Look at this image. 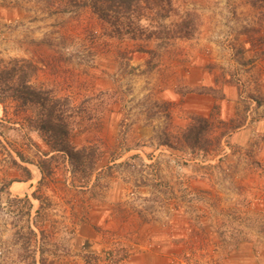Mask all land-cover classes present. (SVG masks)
I'll return each instance as SVG.
<instances>
[{"label": "rangeland", "instance_id": "1", "mask_svg": "<svg viewBox=\"0 0 264 264\" xmlns=\"http://www.w3.org/2000/svg\"><path fill=\"white\" fill-rule=\"evenodd\" d=\"M153 3L156 5L146 9L140 19H131L132 31L124 28L118 32L111 21L99 18L92 11L90 0H0L7 8L18 6L26 12L23 20L4 22L0 26V69L3 65L10 66L11 60L20 59L21 69L29 72L28 86L44 91L49 103L58 99L63 103L56 107L63 109L69 134L76 128L77 119L85 122L98 119L102 103L120 102L123 114L115 138L121 150L132 122L140 118V114L156 120L155 124L166 120L160 105L149 101L144 94L134 93V81L144 78L145 86L146 76L152 70L150 66L160 70V64L172 58L176 60L177 55L182 54L181 49L176 52L180 40L186 42V55L194 47L204 49L206 55L212 48L219 50L220 55L216 57L219 69L233 79L239 94L253 106L255 102L250 96L255 95L252 90L257 87L253 69L255 58H264V39L252 36L249 50L254 53L253 62L246 65L238 37L253 21L243 14V6L249 4L253 9H261L264 4L252 0H153ZM188 11L197 16L193 18L194 27L183 36L180 22ZM261 12L263 16V10ZM159 23L164 30L161 37L156 36ZM155 30L154 36L147 37ZM199 42H203L202 45ZM134 51L149 55L142 68L130 62ZM100 70L114 85L115 94L94 90L95 74ZM3 86L2 100L7 98L13 103L6 104L0 116V264H34L36 246L44 253L42 264H52L54 256L50 257L49 251L58 252L68 246V240L75 234L74 227H68L64 220L65 208L57 209L56 202L40 193L43 195L40 207L31 215L42 228L38 240L30 227L29 200L5 187L25 176L20 168V154L30 158L40 156L33 136L37 133L46 138L39 128L45 109L37 98L16 101L7 95L9 87ZM84 87L90 88L89 94L73 102L67 92L80 94ZM152 129L155 144H150L149 154L135 156L123 164L120 178L126 205L131 213L139 215V224L146 225L142 226V232L159 231L168 235L172 244L167 257L169 264H222L226 246L235 241H231V236L237 234V228L229 224L214 225L211 217L216 215L215 205L222 206L221 211L230 203L229 192L240 195L241 191L233 183L241 180L242 174L239 176L238 172L242 168L233 166L229 157L232 149L218 137L215 142L211 140L206 144L205 148L213 150L206 155L194 150L197 147L190 148L181 135L170 134L165 125ZM107 139L112 146L113 140L109 136ZM232 153H236L238 162L239 149ZM47 183V180L41 182L42 185ZM258 184L261 186L260 181ZM251 195L256 194L249 191L242 197ZM236 202L241 212L236 213V219L242 216L258 221L252 209L241 205V197ZM108 237L107 245L94 246L91 252L87 251V261L100 257L112 263L121 255L128 259L137 251L152 248L150 239L139 233L136 237L129 232ZM137 240L145 242V248L139 249ZM86 245L83 247L87 249Z\"/></svg>", "mask_w": 264, "mask_h": 264}, {"label": "crops", "instance_id": "2", "mask_svg": "<svg viewBox=\"0 0 264 264\" xmlns=\"http://www.w3.org/2000/svg\"><path fill=\"white\" fill-rule=\"evenodd\" d=\"M243 8V14L253 18L249 28L238 37L247 65L253 62L251 58L253 59L254 53L249 50L252 36L264 39V15L259 13L262 10L264 13V8L253 9L249 4ZM25 17L26 12L21 7L7 8L0 4V26L4 22L23 20ZM199 43L202 45L203 42ZM185 45L186 42L180 40L176 52L181 49L182 54L177 53L176 60L169 58V61L160 64V70L150 66L152 70L146 76L148 82L145 86L144 78H136L134 81V93L144 94L149 101L160 105L166 114V120L155 124L156 120L151 121L145 113L140 114V118L137 117L132 122L122 150L117 147L115 133L123 108L120 107V102L113 100L102 103L98 119L92 118L88 122L77 119L74 126L76 128L69 134L68 142L74 151L81 152V162L78 165L71 163L65 152L52 147L42 135L34 133L33 142L40 156L30 158L22 153L23 157L20 158V163L29 169L31 176H23L20 181H13L5 187L7 191L19 190L20 196L29 200L27 205L30 211V227L33 236L38 240L42 228L35 218L31 219V215L40 207L41 197L47 194L51 201L56 202L54 206L57 209L65 208L64 220L68 227H74L75 234L68 240V246L58 252L49 251V256H54L52 264H169L167 257L172 245L170 238L159 231L151 234L142 232V226L145 228L146 225H140L139 215L131 213L126 205L124 184L120 175L124 170L123 164L130 162L135 156L146 157L149 154L150 144H155L152 128H162V125H165L170 134L179 136L193 122L194 117L207 120L206 137L209 142H215L218 137L221 142L230 146L232 152L239 149L241 156L238 162L235 160L236 153L231 152L229 156L233 166L242 168V171L238 172L239 176L242 174L241 180L233 183L241 193L238 195L229 192L232 197L230 203L221 211L222 206L215 205L216 215L211 217L214 225L229 224L237 228V234L231 236V241H235L226 246L222 264H264V81L261 80L264 78V58L257 60L259 56L256 54L258 57L255 58L253 71L257 76V87L252 90L255 95L250 96L255 102L252 106L239 94L233 79L219 69L216 63V57L220 55L219 50L212 48L206 55L204 49L194 47L190 48V53L186 55ZM22 55H25L24 52ZM33 56L36 57L35 54ZM148 57L147 52L134 51L130 62L142 68ZM106 76L102 70L95 74L94 90L115 94L112 91L115 87ZM89 90L90 88L84 87L80 89V94L67 93L71 94L72 101L76 103L79 97L88 95ZM9 103L13 101L7 98L0 101V116L5 105ZM108 136L113 140L114 146H109ZM195 149L206 155L213 151L210 148ZM42 160L48 162V172L41 171L38 166ZM45 180L48 183L42 185L41 182ZM14 183H19V186L13 189ZM249 191L256 195L242 197ZM239 197L242 199L241 205L245 204L248 206L246 208L256 213L254 218H258L257 222L242 216L236 219V213H241L236 202ZM236 205L238 207L235 208ZM119 232H129V235L134 237L136 233H139V236L144 235L150 239L152 248L148 251L142 249L146 243L137 240V243L140 241L138 246L142 251H137L128 259L121 255L112 263L105 262L100 257L87 261L86 253L91 248L107 245L110 242L108 236L117 235ZM83 244L88 248L83 247ZM33 253L34 264H42L44 253L40 251L39 246H36ZM121 253L122 250L118 254Z\"/></svg>", "mask_w": 264, "mask_h": 264}, {"label": "trees", "instance_id": "3", "mask_svg": "<svg viewBox=\"0 0 264 264\" xmlns=\"http://www.w3.org/2000/svg\"><path fill=\"white\" fill-rule=\"evenodd\" d=\"M254 2H260L264 4V0H252ZM153 0H90V7L97 16L103 20L111 21L118 32L122 29H131V19H140L143 16V12L152 8ZM197 16L193 12H186L183 20L180 22V35L187 36L193 26V18ZM163 24H158L157 37L164 31ZM131 27V28H130ZM156 30L147 37L154 36ZM8 65H3L0 69V100L4 90V84L6 88L9 87L8 96L12 97L16 101H26L28 99L37 98L40 101L45 111L41 117V123L39 124L40 130L42 129L46 139L51 143L52 147L61 150L66 153L68 160L76 165L81 162L80 150L74 151L73 147L69 146L67 123L65 122L66 117L63 114V109H59L56 106L61 105L60 99L55 101H48V98L44 91L31 89L28 85V70L21 69L20 59L11 60ZM3 83V84H2ZM2 86V87H1ZM49 103V104H48ZM47 104L49 105L48 107ZM56 108V109H55ZM43 109V110H44ZM207 134V120L202 117H194L193 122L187 127L182 133V140L190 148H201L205 150L206 144L209 143V139L206 137ZM83 150V149H81ZM23 156L20 154V158ZM14 164L18 163L13 160ZM41 171L48 172V162L42 160L38 163ZM20 168L24 171L26 177L31 176V172L25 166L20 165Z\"/></svg>", "mask_w": 264, "mask_h": 264}, {"label": "bare ground", "instance_id": "4", "mask_svg": "<svg viewBox=\"0 0 264 264\" xmlns=\"http://www.w3.org/2000/svg\"><path fill=\"white\" fill-rule=\"evenodd\" d=\"M18 184H19V183H18ZM18 184H17V183H14V184H13V189H14V188H17V187L19 186ZM13 189H12V190H13ZM18 191H19V190H18Z\"/></svg>", "mask_w": 264, "mask_h": 264}]
</instances>
